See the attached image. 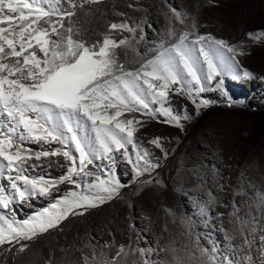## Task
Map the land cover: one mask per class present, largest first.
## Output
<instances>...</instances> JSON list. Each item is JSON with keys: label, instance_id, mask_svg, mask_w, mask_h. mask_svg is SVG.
Wrapping results in <instances>:
<instances>
[{"label": "rangeland", "instance_id": "1", "mask_svg": "<svg viewBox=\"0 0 264 264\" xmlns=\"http://www.w3.org/2000/svg\"><path fill=\"white\" fill-rule=\"evenodd\" d=\"M86 7L88 15L77 10L72 20L79 29L74 38L89 43L102 41L111 22L127 20L133 24L144 20L145 39L115 49L126 69L140 66L138 53L155 47L152 42H172L167 31L173 27L177 34L195 31L238 46L244 54L235 58L237 69H246L255 78L217 77L223 80L221 88L215 87V81L206 85L205 91L194 94L196 103L184 94L170 92L174 113L182 116L187 112L190 116L181 120L182 127L166 122L167 118L159 114L153 118L139 112L125 113L121 119L141 121L135 138L159 167L150 176L145 174L133 182L131 165L116 153L119 162L114 173L125 185L119 196L89 208L83 215H69L59 227L23 241L28 245L24 252L17 251L19 245H0V264H84L85 257L91 264H101L105 258H115L120 245L125 246L127 255L121 253L116 264H142L139 253L131 251L137 247L162 249L150 254L158 264H173L172 248L185 264H206V258L199 259L197 240L209 249L215 245L220 256L239 260L248 251L246 238L255 236L259 244V232L252 233L251 229L257 223L264 224V206L258 207L259 195L264 194V38L256 41L248 36L250 32H264V0H102ZM173 9L185 14L183 23ZM110 35L119 40L130 33L113 30ZM136 35H141L139 30ZM156 138L161 147L149 142ZM29 147L40 150L41 145L32 143ZM129 151L135 159L131 146ZM28 163L41 165L28 171L30 177L56 178L66 171L60 166L65 163L62 156ZM96 163L103 168L107 162ZM89 168L95 171L91 165ZM91 179L84 177L81 183ZM144 180L152 182L141 183ZM0 183L7 185V178ZM58 188L50 196L18 203V218H30L50 208L64 193L79 191L68 183ZM242 220L246 222L243 228ZM233 248L238 250L235 255ZM190 251L197 259H187Z\"/></svg>", "mask_w": 264, "mask_h": 264}, {"label": "snow or ice", "instance_id": "2", "mask_svg": "<svg viewBox=\"0 0 264 264\" xmlns=\"http://www.w3.org/2000/svg\"><path fill=\"white\" fill-rule=\"evenodd\" d=\"M99 3L102 0H0V180L6 177L8 182L0 183V245H19L18 252L28 247L23 241L59 227L69 215H83L89 208L119 196L125 185L114 173L119 162L116 153L131 165L133 182L145 174L150 176L159 167L135 138L141 121L121 119L125 113L139 112L153 118L159 114L167 118L166 122L182 127L181 120L190 116L187 112L182 116L174 113L170 92L184 94L196 103L194 94L205 91L206 85L215 81V87L221 88L223 80L217 77L255 78L252 72L237 69L235 58L244 54L238 46L195 31L177 34L173 27L167 31L172 42H152L155 47L138 53L140 66L126 69L115 49L131 47L133 41L145 39L143 19L133 24L127 20L111 22L102 41L89 43L74 38L79 35L72 20L77 10L88 15L86 6ZM173 12L183 23L185 14L175 9ZM113 30L128 32L130 36L116 40L110 35ZM248 36L259 41L264 32H250ZM149 142L161 147L159 138ZM32 143L41 145L40 150L29 147ZM53 143L59 147H43ZM50 156L63 157L65 163L60 166L66 171L61 176L44 179L27 174L41 166L28 161ZM97 160L107 163L102 168ZM84 177L92 179L82 184ZM61 183L72 184L79 191L64 193L50 208L30 218H18V203L50 196L53 189L59 191ZM259 202L258 207L264 206V194L259 195ZM245 224L242 220V228ZM251 232H259V244L255 236L246 238L248 251L239 260L220 256L215 245L209 249L197 240L199 259L206 258V264H264V224L257 223ZM131 251L134 255L139 253L142 264H158L150 254L162 249L137 247ZM170 251L173 264H185L175 255V248ZM237 251L233 248L234 255ZM121 253L127 255L124 245L118 246L115 258H105L101 264H116ZM187 259H197L195 252H188ZM84 264H91L87 257Z\"/></svg>", "mask_w": 264, "mask_h": 264}]
</instances>
